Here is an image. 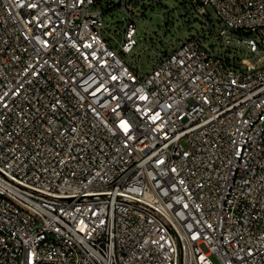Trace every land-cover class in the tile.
<instances>
[{"label": "built area", "instance_id": "2783aa9c", "mask_svg": "<svg viewBox=\"0 0 264 264\" xmlns=\"http://www.w3.org/2000/svg\"><path fill=\"white\" fill-rule=\"evenodd\" d=\"M187 1L264 53V0ZM115 7L130 55L127 0H0V264H264V57L198 35L139 74Z\"/></svg>", "mask_w": 264, "mask_h": 264}, {"label": "rangeland", "instance_id": "374dc122", "mask_svg": "<svg viewBox=\"0 0 264 264\" xmlns=\"http://www.w3.org/2000/svg\"><path fill=\"white\" fill-rule=\"evenodd\" d=\"M131 2L127 0V8L133 11L137 25L135 37L137 45L132 53L123 55L119 51L118 44L122 41V31L127 20V13L122 8L115 7L103 12L105 27L102 35L123 61L139 74H147L153 68L158 52L170 51L198 35L205 37L207 43L214 47L215 52L230 59L231 65L235 63L238 65L241 59L256 60L264 57L263 52L255 56L245 52L244 47L237 42L240 36L233 31H229L233 36L231 49L220 46L202 19L192 17L187 0H132ZM102 9L101 5L94 8V10ZM207 12L213 16L211 8H207ZM212 24L218 33L217 23L212 20ZM109 33L116 37L115 40L110 38ZM211 260L214 264L217 263L215 257Z\"/></svg>", "mask_w": 264, "mask_h": 264}]
</instances>
